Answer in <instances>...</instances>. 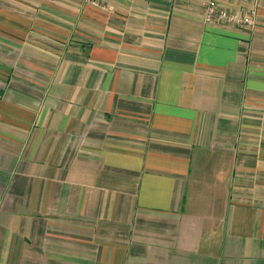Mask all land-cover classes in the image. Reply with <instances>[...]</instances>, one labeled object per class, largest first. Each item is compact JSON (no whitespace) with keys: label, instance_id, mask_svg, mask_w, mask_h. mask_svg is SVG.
I'll return each mask as SVG.
<instances>
[{"label":"crops","instance_id":"crops-1","mask_svg":"<svg viewBox=\"0 0 264 264\" xmlns=\"http://www.w3.org/2000/svg\"><path fill=\"white\" fill-rule=\"evenodd\" d=\"M0 0V264H264V0Z\"/></svg>","mask_w":264,"mask_h":264},{"label":"built area","instance_id":"built-area-1","mask_svg":"<svg viewBox=\"0 0 264 264\" xmlns=\"http://www.w3.org/2000/svg\"><path fill=\"white\" fill-rule=\"evenodd\" d=\"M93 1V0H89ZM257 4L260 0H253ZM206 20L218 19L230 24H234L240 28L252 27L255 24V10L251 9L247 14L230 13L216 5L214 0H211L206 8Z\"/></svg>","mask_w":264,"mask_h":264}]
</instances>
